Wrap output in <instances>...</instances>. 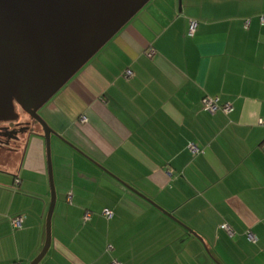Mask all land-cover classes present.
Wrapping results in <instances>:
<instances>
[{
	"label": "crops",
	"instance_id": "obj_1",
	"mask_svg": "<svg viewBox=\"0 0 264 264\" xmlns=\"http://www.w3.org/2000/svg\"><path fill=\"white\" fill-rule=\"evenodd\" d=\"M40 113L57 134L38 264H264V0H150ZM24 138L0 148V264L46 241V142Z\"/></svg>",
	"mask_w": 264,
	"mask_h": 264
},
{
	"label": "water",
	"instance_id": "obj_2",
	"mask_svg": "<svg viewBox=\"0 0 264 264\" xmlns=\"http://www.w3.org/2000/svg\"><path fill=\"white\" fill-rule=\"evenodd\" d=\"M149 1L0 0V121L17 119L18 104L38 122L52 191L46 241L30 264L51 246L56 203L51 137L57 133L39 110Z\"/></svg>",
	"mask_w": 264,
	"mask_h": 264
},
{
	"label": "built area",
	"instance_id": "obj_3",
	"mask_svg": "<svg viewBox=\"0 0 264 264\" xmlns=\"http://www.w3.org/2000/svg\"><path fill=\"white\" fill-rule=\"evenodd\" d=\"M197 25H198V22L195 21V20H191L190 21V24H189V29L187 30L188 31V34L190 36H193L196 32V29H197ZM155 53V50L154 49H151L149 52H148V55L150 57H152ZM134 76V72L131 71V70H127L126 71V77H133ZM220 99L218 97H212V96H205L202 98L201 100V106L204 110L210 112V113H217V111L221 110L223 111L224 113H229L230 111L233 110V107L232 105L228 102V103H224V104H221ZM81 121L82 122H86L87 121V118L85 116H83L81 118ZM260 123H263V120H260ZM190 151L192 152H200V150L196 147V145L194 144H191L190 145ZM17 183H19V180L17 181ZM72 200V192H69L68 193V201L71 202ZM103 214L107 217V219H110L113 217V212L111 209L109 208H106L103 210ZM91 211H86L84 216H83V219H84V222H87L90 220L91 218ZM23 217H17L15 219L12 220V223L15 227H20L22 225V222H23ZM222 228H224L230 235H234L235 233L233 232V229L228 225V224H223L222 225ZM252 239L255 241L256 240V237H254L253 235H251ZM112 245L109 246V250L112 249ZM111 264H122L121 262H119V260L117 259H113Z\"/></svg>",
	"mask_w": 264,
	"mask_h": 264
},
{
	"label": "flooded vegetation",
	"instance_id": "obj_4",
	"mask_svg": "<svg viewBox=\"0 0 264 264\" xmlns=\"http://www.w3.org/2000/svg\"><path fill=\"white\" fill-rule=\"evenodd\" d=\"M41 109L39 110L40 113ZM18 118L15 120L0 121V148L19 150L24 145V134L28 129L40 127L38 122L16 104ZM41 115V113H40ZM18 136V138H16ZM13 146H16L15 148Z\"/></svg>",
	"mask_w": 264,
	"mask_h": 264
}]
</instances>
